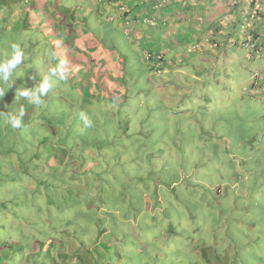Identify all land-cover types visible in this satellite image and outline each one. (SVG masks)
<instances>
[{"label": "rangeland", "instance_id": "1", "mask_svg": "<svg viewBox=\"0 0 264 264\" xmlns=\"http://www.w3.org/2000/svg\"><path fill=\"white\" fill-rule=\"evenodd\" d=\"M35 1L44 0H0V19H5L0 20V59L10 53L11 43L24 51L23 63L13 77L1 81L0 90L5 93L0 104L9 100L18 110L23 107L30 120L31 112L37 115L22 131L30 155L37 154L45 140L51 150L44 153L48 159L54 156L52 150L63 147L59 172L48 176L67 183L66 189L69 183L107 184L111 179L129 183L137 210L132 217L122 218L131 217L122 238L133 249L142 246L143 254L128 264H197L199 247H207L208 257L217 253L222 264H264V103L251 87L252 67L237 72L234 61L222 62L219 48L213 55L220 64H202L207 52L201 45L203 52L193 50L179 68L173 62L172 68L161 62L164 73L154 74L149 69L157 61L145 60L144 53L149 52L138 51L130 43L117 16L107 20L108 13L103 16L90 6L93 0H47L74 27L82 25L91 39L83 43L93 50L81 48L86 60L81 71V62L75 66L78 81L74 83L70 74L65 81L53 77L44 104L25 110L19 92L38 83L63 56L70 58L64 54L65 39L62 47L57 41L56 54L47 44L49 35H33L31 21L36 15L27 19L21 11L33 5L31 10L38 12ZM73 65V61L67 64ZM83 80L90 84L84 89L93 95L82 92ZM82 112L94 125L83 133ZM19 133L0 118V155L10 150L25 152L24 146L16 145L21 141L12 138ZM79 168L83 175L77 173ZM12 169L13 173L0 175L7 181L0 187V204L22 208L30 200L27 193L51 192L47 186H36V181L20 186L16 165ZM100 190L87 186L80 192L92 195ZM89 206L102 220L99 229L109 231L105 221L114 222L113 214L106 208L93 209V203ZM116 232L112 229L107 242L113 241ZM98 234L95 229L93 237L98 239Z\"/></svg>", "mask_w": 264, "mask_h": 264}, {"label": "trees", "instance_id": "2", "mask_svg": "<svg viewBox=\"0 0 264 264\" xmlns=\"http://www.w3.org/2000/svg\"><path fill=\"white\" fill-rule=\"evenodd\" d=\"M168 1L163 10L166 9L168 17L172 16L177 21V23L174 20L171 21L172 27L175 28L173 36L178 34L181 42L184 41V45L181 47L183 49L180 50L179 55L174 53L175 56L171 60L166 59L163 51L154 52L151 49H145L149 52L147 56L144 55L145 60L149 63L157 61V63L154 62L155 65H151L149 70L153 71L154 74H163L162 68L164 67L161 68L160 65L165 61H172L179 68L180 64L185 63L190 55L194 54L193 50L203 52L201 45H205L204 52H207L205 54L207 59L204 58L202 64L209 62L210 65L220 64L219 57L213 55L214 51L219 48L223 51L222 62L227 61L229 64L230 61H234V65L238 67L237 72L250 70L252 67L253 75L250 78H253L254 81L251 87L256 88L260 95V102L264 103V0ZM39 2H36L38 12L31 10L33 5L26 7L21 12L27 19L32 14L36 15V18L31 21L33 35L37 38L39 34H43L44 38L49 35L47 39L49 43L47 42V44L57 54V41L61 40L62 42V39H65V42H72L71 35H75L73 24L62 22L60 15L62 11L52 10L55 4H46L47 0ZM122 6L120 5V7ZM47 11L49 14L51 13V16H48ZM131 11L135 13V10L132 9L126 11V19L132 16ZM12 14L13 17L17 16V13L12 12ZM49 17L52 18L49 19ZM66 22H69V19ZM130 22L125 21V24H129V28H133L134 25L132 27ZM65 29L71 34L64 33ZM183 29H186V32L191 35H181ZM28 30L30 29L28 28ZM125 31H127L126 28ZM51 36L52 40L50 41ZM53 36L56 38L53 39ZM199 40L201 43H198ZM66 48L64 54H68L70 58L62 57V59L66 61L65 67L74 82L77 71L75 66L81 62V71L82 64L86 59L81 55L78 57H76L78 54L74 55L75 52H79L74 46ZM151 51L154 54H151ZM157 54H161V56H157ZM82 58L85 60H81ZM70 61L74 62L72 67L67 66ZM176 61L177 63H175ZM219 61L220 63H218ZM172 62L169 63L170 66ZM159 63L161 64L159 65ZM232 72L236 77L235 72ZM0 85H2L1 81ZM20 99L25 110L32 105L25 98L20 97ZM13 106L14 104L9 100L4 105L0 104L3 109L2 112L18 111ZM37 118V115H32V112L31 120L26 113L23 114V127L15 129L20 133L12 138L21 141L16 145L19 148L24 146L25 152L14 154L13 150H10L6 151V155H0V175L13 173L12 167L16 165V174L22 177L20 181L23 184L20 186L36 181V186H47L51 192L41 193L39 196L27 193L30 200L22 208H8L0 204V264H128L130 259L139 258L143 254L142 246L133 249L132 243L129 244L125 242L127 238H122V236H126L124 231L128 227V220L130 221L132 217L131 213L137 210L136 200H134L131 188L128 186L129 183L120 179H111L107 184H100L99 182H93L90 185L88 182L84 185L82 183H69V188L66 189L67 183L52 180L48 175L59 172L58 166L61 162L59 156L65 152L63 147L62 151L54 149L52 150L53 158L48 159L50 157L44 156V153H50L51 150L46 148L45 143L48 141L45 140L41 141L42 145L38 153L30 155L29 143L23 140L22 131L24 127L31 125V122ZM74 156H71L69 161H73ZM45 158L46 160H44ZM87 163L84 164L85 167L88 166ZM103 170L105 169L103 168ZM77 173L83 175V168L77 169ZM92 178L93 176H89V179ZM43 180L50 182L43 183ZM6 184L7 181L4 176H0V187ZM14 185H18V183ZM87 186H98L101 190L92 195L85 192L84 195L80 190ZM116 193L118 197H114ZM108 196L111 197L107 199ZM92 203L95 205L93 209L106 208L110 214H113L114 222L105 221L109 231H105L103 228L99 229L102 220L99 221L97 211L95 213L91 210L89 205ZM112 204H116L113 209L110 208ZM130 215L129 219H122ZM95 229L99 233L98 239L93 237ZM112 229H117V232L113 236V241L107 242L106 237H112ZM172 232L171 230L167 231L168 234ZM116 243L120 245L118 246ZM197 253L199 260L197 264H200L201 261L202 264H222V259L218 255H214L217 253L208 257L207 247H199ZM128 254H132V256L128 257Z\"/></svg>", "mask_w": 264, "mask_h": 264}, {"label": "crops", "instance_id": "3", "mask_svg": "<svg viewBox=\"0 0 264 264\" xmlns=\"http://www.w3.org/2000/svg\"><path fill=\"white\" fill-rule=\"evenodd\" d=\"M98 3H96V1L93 0V3L90 6L94 5L98 8V10L100 11V13L103 16H106L107 13L110 16L109 18H107V20H115L116 16L118 19V23L119 25H122V27H124V29H127V26L125 24V21H129V19H135L137 17H140L142 15H146V13H151V15H153L155 18L158 19L159 21V27L156 29L153 28H147L145 27L144 24H142L141 22L136 23L134 28H132L128 33V39L130 41V43L135 46L138 47V51L139 49H147L150 48L153 51H163L165 57L169 55H171L172 57H174V53H176V55L181 53V48L182 45H184V41L183 43L181 42V38L178 34L173 36V32L175 31V28L172 27V20H174V18L171 16L170 18L168 17V11L163 10L164 7L167 6L168 4V0H159L158 3V7L154 8V7H148V4L150 2H154L155 0H97ZM85 5V4H84ZM83 5V6H84ZM120 5H123L122 7H120ZM126 6H128L129 8H127ZM130 9L135 10V13L133 11H131V15L130 17H128L127 19L125 18V13L126 11H129ZM83 11V8H82ZM149 11V12H147ZM149 13V14H150ZM66 16H62V22H65L66 24H69L70 22H66L68 19L65 18ZM116 19V20H117ZM176 23L177 21L174 20ZM182 25V24H180ZM74 28V33L75 35H71L72 42H66L67 46L69 48V46H74L75 48H77L79 52H75L74 55H77L76 57L80 56L81 53V48L86 47V45H84V41H86L87 43H89L91 41L90 38H88L87 36L89 34L86 33V30L82 29V25H73ZM66 30V29H65ZM70 33V31H64V33ZM71 34V33H70ZM181 35H185V36H190L191 34H188L186 32V29H183V34ZM131 38L136 40L132 43ZM62 47V42L61 45ZM180 46V48H179ZM64 47V46H63ZM59 48V46H58ZM87 49H89V51H92L93 49L90 47H86ZM58 50V49H57ZM72 50V48H71ZM73 51V50H72ZM71 51V52H72ZM146 52V50H145ZM152 52V51H151ZM62 53V50H61ZM162 53V55H163ZM146 53H144L145 55ZM82 56V55H81ZM146 56V55H145ZM64 57V56H63ZM178 57V56H177ZM81 60H84L83 58ZM175 61V60H173ZM168 62V64H167ZM172 61H165V66H168L169 63ZM176 63V62H175ZM85 64V61L83 62V66ZM173 66V65H172ZM171 66V68H172ZM82 70V69H81ZM76 81H78L79 79L76 78ZM83 86L81 89L83 93H85L86 95H93L89 90H85V86L89 87V83L88 81L83 80ZM98 89H105V87H100L99 85H97Z\"/></svg>", "mask_w": 264, "mask_h": 264}, {"label": "clouds", "instance_id": "4", "mask_svg": "<svg viewBox=\"0 0 264 264\" xmlns=\"http://www.w3.org/2000/svg\"><path fill=\"white\" fill-rule=\"evenodd\" d=\"M159 0H156L155 3L148 5V7H158ZM144 18H150L153 20L154 25L150 26L147 23L143 22ZM130 25L135 26L136 23L141 22L147 28L156 29L159 27V21L153 15L146 13V15H142L135 19H130ZM127 25V24H126ZM134 28V27H133ZM132 28H129V24L127 25V31H125L126 35H128L129 31ZM129 37V36H128ZM161 56V55H159ZM24 51L17 43L10 44V53L6 54L4 58L0 59V81L7 82L10 78L13 77L14 71L17 69L19 65L23 63ZM66 61H60L59 64L50 67L48 69V73L45 74L42 79L35 83L33 87L24 88L19 92V95L24 97L30 104L33 106H42L44 104V97H46L49 93V90L53 87L52 78L55 77L58 80L65 81L68 79V69L65 67ZM10 86V85H9ZM5 92L0 90V96H3ZM23 114L24 109L21 107L18 111L15 112H0V118L5 119L8 126L12 129H20L23 127ZM80 119L83 123V128L81 132L83 133L87 129H91L93 125V121L85 114L80 113Z\"/></svg>", "mask_w": 264, "mask_h": 264}, {"label": "built area", "instance_id": "5", "mask_svg": "<svg viewBox=\"0 0 264 264\" xmlns=\"http://www.w3.org/2000/svg\"><path fill=\"white\" fill-rule=\"evenodd\" d=\"M143 22L149 24L150 26L154 25L153 20L150 18H144Z\"/></svg>", "mask_w": 264, "mask_h": 264}]
</instances>
